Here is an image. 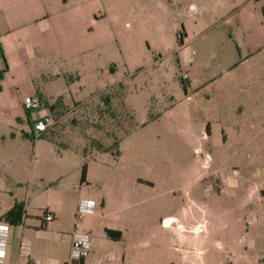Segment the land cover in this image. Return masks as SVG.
Segmentation results:
<instances>
[{
    "label": "rangeland",
    "instance_id": "rangeland-1",
    "mask_svg": "<svg viewBox=\"0 0 264 264\" xmlns=\"http://www.w3.org/2000/svg\"><path fill=\"white\" fill-rule=\"evenodd\" d=\"M1 1L9 18L20 15L7 26L0 21V35L13 42L0 58L1 201L18 198L36 221L45 200L24 199L22 184L31 170L35 188L41 178H54L67 147L75 158L70 181L83 159L88 193L105 202L78 226L93 240L91 264H110L124 253L129 264H264V122L237 118L238 107H228L222 136L218 107L203 96L188 99L184 83L193 68L220 70L233 57L223 11L211 0ZM29 8L38 19L48 16L40 25L50 24V31L42 33L39 20L22 19ZM27 85L30 96L54 85L65 98L52 111L60 119L45 134L50 140L30 136L22 106ZM16 92L21 99H13ZM109 92L107 108L101 98ZM254 108L264 115L262 102ZM208 124L214 133L206 140ZM174 217L184 233L166 228L177 224ZM114 221L125 230L118 242L104 234Z\"/></svg>",
    "mask_w": 264,
    "mask_h": 264
},
{
    "label": "crops",
    "instance_id": "crops-1",
    "mask_svg": "<svg viewBox=\"0 0 264 264\" xmlns=\"http://www.w3.org/2000/svg\"><path fill=\"white\" fill-rule=\"evenodd\" d=\"M211 2L213 3V9H220L223 11L224 14L221 19L224 20V23L231 22V24L227 26L224 35L227 40L233 44L234 55L231 59L228 58L229 64H227L225 68L218 70L217 67L212 68L214 67L212 65H210L208 69L203 67H197L196 69L193 68L191 75L187 76V80H184L185 82H182L186 84V92L190 94L188 99L193 96L195 98L196 96H203L204 100L210 103V105L218 107L217 111L221 116L215 120V123H219L217 124L218 128H216V131H218V133L220 132L222 136H226L228 130L220 123L225 119L226 114L229 111H227L228 107H238L236 110L238 115L237 118L248 117L251 123L258 120H260L259 122H264V115L259 114V109L253 110L256 109L254 106H258V103L262 102L264 105V0H262L263 4L261 5L257 3L258 0H211ZM8 8L9 7L4 6L3 2L0 0V21H3V24L6 26L9 24V20L18 19L20 16L15 17L10 14L11 18H9L6 14L7 11H9ZM22 19L35 22L39 20V29L42 33L47 30L50 31L51 29L50 24L44 26L40 25L41 23H46L49 18L46 16L38 19L35 9L29 8L25 10ZM8 35L9 34L7 33L0 35V45L5 56L13 49V42L7 38ZM179 48L182 50L183 45ZM227 48L229 53V47ZM23 49L25 54L28 53L25 48ZM181 50L179 53H181ZM29 51L32 55L35 48L31 49L29 47ZM28 56L29 55H27V57ZM182 61V55H180L179 62ZM8 69L9 67H7L6 72H8ZM255 75H258V78H255ZM28 90L29 88L27 85L24 93L25 95L27 94V96H30ZM205 90H207V92L202 94ZM17 93L18 92H16V96L13 99L18 97L21 99L22 95H18ZM32 95L41 97L43 102L49 107L52 106L53 108L50 109L51 113H53L52 111L55 110L56 106L66 105L64 103V96L55 90L54 85H51L44 91L38 90V92ZM249 110L250 112L252 111L253 115L250 114ZM249 115L252 117H249ZM241 132V128L240 130L236 129L235 135L240 137ZM213 133L214 129L208 124L206 126V140L212 137ZM46 135L44 139L42 138L39 140H50ZM127 135L128 134H125L124 137ZM124 137L119 140V144ZM226 143L227 137L224 139V144ZM37 146V143L33 146L34 158ZM245 146L246 144H243L239 146L238 149H243ZM63 151L62 155H60L61 157H59L63 163L61 168L54 173L56 174L54 178L48 180L41 178L39 183L40 186L35 188V186L33 187L29 184L32 183L31 178L33 171L31 170L27 180L22 184L25 185L24 199L29 201V199L34 200L43 198L45 204L39 208L41 212L47 211L51 213L54 217L53 221L49 223L44 222L42 219V213L41 216L34 215L36 221H33L32 216L25 212L21 224L18 226L8 225V240L4 264H28L32 260L38 261L39 264H69L71 234L75 227V213L80 200L91 199L94 202V205H100L102 208L101 210L104 209V200L102 198L98 200V198H100L99 196L88 193V188L91 184L88 164L85 181L83 183L80 182L83 159L82 161L77 162L76 165L78 172L77 178L70 181L73 178L75 158H70V151L67 147ZM56 152L57 151L53 149V154H56ZM79 153L82 158L85 159L83 153L80 151ZM3 158L5 157L3 156L0 158V161ZM70 160L72 163H69ZM50 174L52 173L50 172ZM14 178L15 177L13 176V179ZM18 182H21V180L18 179ZM27 182L28 186H26ZM77 182L79 188L75 191L73 188L77 185ZM222 182H224V177L221 176L220 183ZM52 185H54L53 188L51 187ZM70 187H72V191L70 190ZM262 193L264 195V192ZM15 203H19L18 198H14L12 201L4 200L3 202L0 199V222H2L1 219L3 215L8 212ZM92 214L93 212L89 215ZM172 221L177 224H171L166 228H170L179 234L184 233V230L187 229L177 218H172ZM166 224L169 223L167 222ZM78 226L79 223L77 227ZM162 228H164V226H162ZM105 230L118 232L120 234L119 239H110L107 237ZM124 232L125 230L118 226L116 221L107 223V226L104 229L106 238L113 242L123 240L125 236ZM49 240H51V242H49ZM60 240L62 241V245L57 248L56 243ZM144 243L145 242L139 241L135 246L141 248ZM93 246L94 243L92 240L90 251ZM61 248L63 249L62 251H60ZM89 255L90 254L82 260L81 264L92 263ZM183 263L185 264L184 261ZM110 264L129 263L126 261V254L124 253V255L120 257L114 254L110 259ZM137 264H141V261H138ZM199 264L204 263L202 262Z\"/></svg>",
    "mask_w": 264,
    "mask_h": 264
},
{
    "label": "built area",
    "instance_id": "built-area-1",
    "mask_svg": "<svg viewBox=\"0 0 264 264\" xmlns=\"http://www.w3.org/2000/svg\"><path fill=\"white\" fill-rule=\"evenodd\" d=\"M186 77V76H185ZM23 108L29 112L30 116V136L33 139H39L48 131L53 129L60 118L52 116L49 106H45L39 97L32 95L26 96L22 101ZM94 202L91 199L80 200L75 213V227L71 234V247L69 252V264H79L85 259L90 252L92 240L88 234L78 231V223H80L86 215L93 211ZM44 222H52L54 217L51 213L44 211L42 213ZM8 225L0 222V264L5 262V254L8 240ZM28 264H39L38 261L32 260Z\"/></svg>",
    "mask_w": 264,
    "mask_h": 264
},
{
    "label": "trees",
    "instance_id": "trees-1",
    "mask_svg": "<svg viewBox=\"0 0 264 264\" xmlns=\"http://www.w3.org/2000/svg\"><path fill=\"white\" fill-rule=\"evenodd\" d=\"M177 45H178V47H181L183 45V40H182V35L181 34H179V36L177 37ZM0 58H3L4 59V53H3V49L1 47V45H0ZM5 71H7V68L3 72H5ZM0 77H1V75H0ZM119 86H122V84L119 83ZM111 98H112L111 92L106 93L101 98L102 104L105 107L109 108L110 107V104H111ZM39 99L41 100V102L43 104H45V106H48L45 102H43V100L41 99V97H39ZM49 108L52 109L53 107L51 106ZM26 117L29 120V112H27V111H26ZM28 123L30 125V121ZM26 136H28V135L26 134ZM44 137H45V135L41 136L40 138H44ZM118 144H115V146H117V149L114 152H111V154L113 156H116V157L119 156ZM104 152H110V151L109 150H106ZM86 169H87V165H86V163H83L82 164V167H81V177H80V182L81 183H83L85 181ZM23 214H24V205L21 204V203H15L13 205V207L8 212H6L3 215L1 221L4 222V223H6L9 226H18L19 224H21ZM105 233H106L107 237H109L112 240H117L120 237V234L118 232H115V231L105 230ZM81 263H82V261L79 262V264H81Z\"/></svg>",
    "mask_w": 264,
    "mask_h": 264
}]
</instances>
